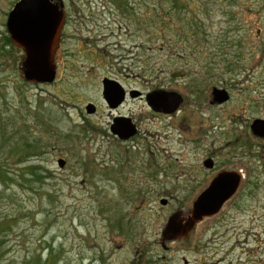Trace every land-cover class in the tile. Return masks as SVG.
Listing matches in <instances>:
<instances>
[{"label":"rangeland","instance_id":"obj_1","mask_svg":"<svg viewBox=\"0 0 264 264\" xmlns=\"http://www.w3.org/2000/svg\"><path fill=\"white\" fill-rule=\"evenodd\" d=\"M18 1L0 0V264H264V139L249 129L264 119V0H62L50 83L24 78L7 30ZM104 79L184 103L161 114L128 96L115 110ZM214 87L229 101L211 104ZM119 111L133 142L111 132ZM233 165L238 195L163 242L168 218Z\"/></svg>","mask_w":264,"mask_h":264},{"label":"water","instance_id":"obj_2","mask_svg":"<svg viewBox=\"0 0 264 264\" xmlns=\"http://www.w3.org/2000/svg\"><path fill=\"white\" fill-rule=\"evenodd\" d=\"M62 0H19L13 6L7 19V30L11 41L24 52L22 71L27 82H53L57 72L56 54L58 51L65 12ZM139 96L138 91L130 93ZM103 96L111 108L117 107L124 100L125 90L122 85L111 79L103 81ZM225 89L213 90V101L223 104L229 100ZM149 105L165 113H173L182 102L177 93L158 90L147 94ZM89 114L96 111L93 104L86 107ZM257 136L264 137V119H255L251 125ZM111 132L121 139H127L136 133V127L127 118H115ZM63 159L58 160L60 167L65 165ZM206 168L213 167V161L204 162ZM240 176L236 172L221 171L210 182L193 202L186 219L183 213H173L167 220L162 232V240L188 239L197 223L217 214L223 205L236 193L240 186ZM165 205L167 201L161 200Z\"/></svg>","mask_w":264,"mask_h":264},{"label":"flooded vegetation","instance_id":"obj_3","mask_svg":"<svg viewBox=\"0 0 264 264\" xmlns=\"http://www.w3.org/2000/svg\"><path fill=\"white\" fill-rule=\"evenodd\" d=\"M55 1H56V0H55ZM63 9H64V12H65V13H64V14H65V21H64L63 28H62V33H61V38H60V43H59L58 51H57V54H56V65H57V66H58V63H59V60L57 59V56H58V53H59V50H60L61 42H62L63 37H64V30L67 28V25H68L67 22H68L69 19H70L68 8L65 7V6H63ZM80 31H81V30H76V28L73 27V29L70 31V35H71V36H74V35H76V34H79ZM215 88H216V87H214L213 90H214ZM124 90H125V89H124ZM225 90H226V89H225ZM157 91H158V90H157ZM226 91H227V90H226ZM131 92H133V91H131V90H128V91L125 90V97H124V100L121 102V104H119L117 107H115V108H113V109H115V110H120V109L124 106V104L126 103L128 96H130L131 98H137V97L140 98V99L145 98L146 101H147V94H146L145 96L139 94V96H135V97H133V96H131V94H130ZM228 93H229V92H228ZM212 96H213V91H212ZM229 96H230V94H229ZM229 99H230V97H229ZM228 101H229V100H228ZM228 101H227V102H228ZM183 103H184V99H182V102H181L180 106L178 107L177 110H175V112L178 111V110L181 108V106L183 105ZM225 103H226V102H225ZM147 104L149 105L148 101H147ZM211 104H217L216 102L213 101V97H212V100H211ZM223 104H224V103H223ZM108 106H109V105H108ZM149 106H150V105H149ZM109 107H110V106H109ZM150 107H151V106H150ZM151 108H152V107H151ZM152 110H154L155 112L161 113V114H171V113H165V112H163V111H161V110H156V109H153V108H152ZM173 113H174V112H173ZM119 117L130 119L131 123L134 124L135 127H136V133H135L134 135H132L131 137H129V138H127V139H120V140L123 141V142H133V141L136 139V137L139 135L138 126H137V124H136V122H135L133 116L130 115V114H123V113H121V112L119 111V112L113 117V120H114L115 118H119ZM252 123H253V122H252ZM252 123L250 124L249 129H250V131L253 133L252 128H251ZM253 135H255L257 138L264 139V137H262V136H257V135L254 134V133H253ZM117 138H118V137H117ZM118 139H119V138H118ZM211 160H212V159H211ZM212 161H213V160H212ZM216 167H217V166H216V164H215L214 161H213V167H212V168H209V169H210L211 171H214ZM221 171L236 172V173L240 176V179H241V181H240V186H239L238 190H237L236 193H235V194H234V195H233V196L227 201V202H229V201L232 200L234 197H236V196L238 195V193L240 192V189L243 187L244 180H245L246 176L243 174V170H242V168H239V167L233 165V166H225V167H222V168L218 169V170L215 172V174L211 177L212 180H213V179L215 178V176H216L219 172H221ZM227 202H226V203H227ZM226 203H225V204H226ZM225 204H224V205H225Z\"/></svg>","mask_w":264,"mask_h":264},{"label":"trees","instance_id":"obj_4","mask_svg":"<svg viewBox=\"0 0 264 264\" xmlns=\"http://www.w3.org/2000/svg\"><path fill=\"white\" fill-rule=\"evenodd\" d=\"M50 259H51V256H49L48 260H50Z\"/></svg>","mask_w":264,"mask_h":264}]
</instances>
